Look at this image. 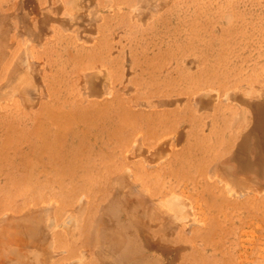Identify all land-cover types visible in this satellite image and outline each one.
<instances>
[{
	"label": "rangeland",
	"instance_id": "obj_1",
	"mask_svg": "<svg viewBox=\"0 0 264 264\" xmlns=\"http://www.w3.org/2000/svg\"><path fill=\"white\" fill-rule=\"evenodd\" d=\"M33 1L34 3L28 4V0H20V2L19 0L15 2L13 0H0V5L2 4L0 14L3 15V18H7V21L10 18V22L7 23L11 29L13 28L9 35V39L10 36L11 39L8 44L13 42L17 46L19 54L22 50V54L19 55L21 59L25 58V55L28 58L21 61L23 67L25 65L28 67L25 64V62L28 63V60L32 62L28 50L31 49V53L35 52L34 55L32 54L36 56L33 59L35 65L28 63L33 65V67L31 66L33 69H30L35 80L33 83L36 82L31 87L35 90L37 87L43 93L47 92L44 93V96H47L48 93L51 96V99L48 98L47 100L41 96L42 100L40 101V98L37 97L38 102L44 101V108L40 109L41 113L31 121L32 126L20 118L19 114H21V109L24 106L22 105L23 99L19 95L15 96V100L20 104V108L13 107L6 109L4 113H0V221L6 222L0 224L2 225L0 226V243L2 244L0 248H5L8 252L11 251L10 256L12 258L17 253H23L22 262H26L28 259H46L49 254V251L44 249L47 245V238L44 237L45 242L39 239L40 236L44 235V232L32 230L29 222L24 221L27 212L43 210L40 213V219L43 218L44 221H48V224L52 222L50 223L52 225L49 224L52 227L48 230V237L52 240V249H64L66 251L65 255L57 258L58 263L79 264L76 262L81 259L82 264H134L130 260L118 259L117 255L109 249L107 243L99 238L101 232L97 229V223L88 220L93 209L87 211L86 214L75 213V215L77 214L74 216L75 219L72 218V211H66L73 198L84 197L85 200L96 202L98 187L89 184L90 182L93 183L95 170L89 168L101 161L98 156L100 147L95 144V139H87L89 135H82L74 144L73 139L69 142L64 140L65 130L70 125V121H67L66 118L70 116L69 113L72 110V106L68 105L67 101L70 103L72 101V91L77 88L79 83L76 79L79 80V75L85 71L101 72L99 68L93 67V65L95 61L107 58L110 76L122 84L124 90L121 93H123V98L128 101L136 96L139 97L140 93L138 94L137 91L142 87V90H146V84L150 81L154 84L161 82L164 87L171 86L174 91L187 87L186 80L199 81L204 75L205 77L208 76L211 84L213 83L210 91L215 94L214 101H218L212 102L214 110L203 112L198 107V109L195 108V111L202 118L208 117L207 120L211 126L207 130V135H209V139L212 137L210 139L212 140L211 144L217 143L218 140L223 141L229 137L225 135L224 138L226 127L235 128L245 125V123L249 124L252 119V115L247 111V106H243L239 101L240 98L250 95V98L253 96L252 102H255L256 99L264 101V0H164L165 2L163 0H147L146 3L143 2L146 0H140V2L136 0H98L99 2L97 0H80L78 2L77 0L79 6L83 4L80 7L81 9L84 8V11L80 10L78 5H74L73 1L76 0H59L58 3V0ZM52 1L56 4L53 5ZM103 1L106 2L103 3ZM142 2L144 4L141 5ZM44 3L47 4L48 8ZM36 4L42 10L38 11L39 7H35ZM74 6L79 8L75 10ZM62 9L65 11L63 17L64 11ZM33 12L34 17L31 16ZM66 14L72 16L67 17ZM17 16L19 19L23 17L20 19L21 22ZM15 17L17 18L15 19ZM33 19H37L38 23ZM28 23L30 29L26 32L29 28L26 25ZM19 30L26 34H19L21 33ZM78 31L80 35H77ZM16 41L17 44H15ZM43 45L44 47H42ZM26 66L24 69L27 68ZM142 67L147 68L146 73H150L155 78L149 80L146 73L143 75ZM40 69H42L41 73ZM248 79L251 80L250 83H248ZM257 80L259 83L255 82ZM143 83H145L144 86ZM245 83L250 84V88L245 86ZM139 84L140 87H138ZM83 85L86 84L83 82L80 87L82 88ZM232 85L233 87H231ZM157 87L159 85L148 90L147 93L155 94L158 91L155 89ZM29 89V94L33 93L32 97H35L34 94L37 92L36 96L41 94L38 90L36 92L32 88ZM83 90L86 88L83 87ZM198 91L194 95L202 98L203 91L201 89ZM253 91L254 93H252ZM11 93V91L8 92L9 95ZM256 95L258 98L255 97ZM169 96L167 98L176 99L177 105L169 108L163 107L161 110H177L184 114V110L188 107L193 108V106H187L184 109L187 96L180 94ZM10 97L7 98L8 100H4L6 102L0 99V104L10 102ZM103 97L90 96L91 99L97 100H103ZM180 102L183 105L178 106ZM37 107L39 109L41 105ZM235 112H238L237 115ZM232 113L234 115L230 117ZM106 115L110 117L113 116V113L108 112ZM106 115L101 114L99 117H95L92 125H103V118ZM61 118H65L63 120L66 121L59 123ZM178 129L182 131L183 128L180 129L179 127ZM184 129L185 141L179 146H175L177 150L179 148V151L186 149L187 136L191 130L189 128ZM56 134L58 138L54 141L46 140V138H51ZM24 141L43 145L45 150L32 148L34 144L30 148L25 145ZM67 145L68 150L66 152L56 155L59 149ZM108 150L110 152L115 151L114 144H110ZM105 156L106 154L103 157L108 163V158ZM96 164L95 166H97ZM72 170H75L76 173L72 174L71 177L80 179L70 183L65 179L73 173ZM58 180L65 181V185L70 183L69 189L59 190V185L55 182ZM45 185H54L55 190L47 192L48 188ZM227 185L223 183L225 189L228 187ZM35 186L36 190L33 191ZM41 186H45L42 187V194H37V189ZM259 186L262 190L264 203V175ZM117 210H106L102 214L101 211L100 214L110 217L119 226H128L133 230L134 224L126 222L127 218L123 214L124 212L121 213ZM169 215L166 218L170 219L172 216L177 218L174 213L170 215L171 217ZM76 219L77 224L74 222ZM171 219L173 220V218ZM171 219L170 221H172ZM178 219L175 221L177 224L181 221ZM198 222V225L201 223V226H197L196 234L205 231L204 235L210 239L211 236L217 240L221 238L216 236L221 233L217 230L218 227L209 225L212 228L205 229L204 223L200 220ZM78 228L80 229L78 230ZM231 228L226 226L224 229L229 232ZM123 230L129 232L127 228ZM238 235L240 234L238 233ZM188 236L192 244L200 237L193 238L191 232ZM246 238L248 239L246 244L249 246H253L257 241V238L252 234H248ZM166 241L164 239V242ZM197 242L199 243L197 246L203 248L200 244L202 240L199 239ZM229 244L230 242L227 241V245ZM138 245L140 248L143 247L141 239ZM25 247L29 248L31 252L27 251ZM192 248L195 249L193 252L196 255L195 246ZM187 258L180 263L186 264Z\"/></svg>",
	"mask_w": 264,
	"mask_h": 264
},
{
	"label": "bare ground",
	"instance_id": "obj_2",
	"mask_svg": "<svg viewBox=\"0 0 264 264\" xmlns=\"http://www.w3.org/2000/svg\"><path fill=\"white\" fill-rule=\"evenodd\" d=\"M13 1L15 2L16 0ZM43 1L45 2L46 0ZM136 1L140 2V0ZM52 2L53 5L56 4V2ZM75 2L77 0L73 1L74 5L79 4ZM143 2L146 3L147 0ZM143 2L141 5L144 4ZM29 3L32 4L34 1L28 0ZM18 6L21 7L20 5ZM45 6L47 7V4ZM79 7H75V10ZM83 9L80 7V10ZM39 10L42 9L39 7ZM59 12L61 11L59 10ZM112 12L114 13V11ZM64 13L65 11L62 17L65 15ZM35 14L37 13L35 12ZM33 15L34 12L31 16ZM2 16L0 14V99L6 102L4 100H8L7 98L13 95L10 97V102L7 101L8 103L0 104V113H4L6 109L13 107L20 108V104L15 100V96L19 95L23 99L22 105L24 106L21 109V114H19L20 118L31 125V121L41 113L40 109L44 108V101L40 103L38 98H40L39 101L42 100L41 96H44V93L46 94L47 92L43 93L36 87L41 93L36 96L37 90L31 87L36 82L33 83L34 77L30 69L35 65L33 63V59L36 57L33 56L35 52L31 53V49H29L30 52L28 50L30 54L26 52L32 58V62L28 60V63H33V65L25 62L28 67L25 66L29 69H24L25 66H22L23 63L21 64V61L26 58V55L25 58L21 59L19 55L22 54V50L19 54L17 46L13 42L8 44L11 39V36L9 39V35L13 28L11 29V26L7 23L10 22V18L7 21V18ZM17 17L15 19H19V16ZM56 18L59 17L56 16ZM20 19H23V17H20ZM20 19L19 22H21ZM36 23L38 22L36 21ZM26 25L29 27V23ZM33 25H35L34 22ZM29 29L30 27L27 28L26 32ZM94 29L96 30V28ZM19 31H21L19 34H26H23L22 30ZM31 31L34 30L31 29ZM78 33L77 35H80ZM17 41L15 44H17ZM8 47L10 51H8ZM107 63V58L97 60L93 67L99 68L101 72L85 71L80 74L79 80L76 79L79 81L78 86L72 91V101L71 103L67 101L68 105L72 106V110H70V116L66 118L67 121H70V125L65 130L64 140L69 142V140L73 139L72 142L74 144L82 135H89L87 139H95V144L100 147L98 156L101 161L97 162V164L95 163L97 166L94 164L89 168L90 170H95L93 183L90 182L89 184L98 187L96 202L94 200L93 202L85 200L84 197L73 198L68 204L66 211H72L71 214L73 216H71L74 218L77 215L75 213L86 214L87 211L93 209L89 214L88 220L97 223V229L101 232V237L99 238L103 239L109 249L122 261L130 260L134 264H181L180 261L188 257L186 264H264V203L262 201V190L259 186L264 175V101L256 99L255 102H252L253 96L251 93H249L252 96L251 98L249 97L250 95L240 98L239 101L243 106H247V111L252 115L251 121L249 124L245 123V125L235 128L226 127L224 138L225 135L229 137L223 141L218 140L217 143L212 145V140H210L212 137L209 139V135H207V130L211 126L208 123V117L202 118L195 111L198 107L203 112L213 109L212 102L215 99V94L210 91L213 83L211 84L208 76L205 77L204 75L202 80L199 81L186 80L187 87L174 91L171 86L164 87L161 82L154 84L150 81L146 84V90H142V87V89L137 91L142 96L141 98L136 96L134 97L136 99L132 98L126 101L123 98V93H121L124 87L110 76V68ZM34 68L36 67L34 66ZM41 70L40 73L42 72ZM146 70L147 68H141L143 75L147 72ZM146 75H148L149 80L155 78L150 73H146ZM45 76L47 75L45 74ZM249 81L251 80L248 79V83H250ZM83 82L86 85L81 88L80 85ZM246 83L245 86L250 85ZM156 85H159V87L155 88L158 90L155 94L147 93L148 90L153 89ZM140 86L139 84L138 87ZM83 87L86 90H83ZM243 87L241 86V88ZM29 88L37 92L34 94L36 98L31 96L32 92L29 94ZM200 89L203 91L202 98L194 95ZM10 91L12 92L11 95H9L10 93L8 94ZM173 94L187 96L184 109L187 106H193V108L188 107V109L184 110V114L179 113L177 110H161L163 107L169 108L177 105L176 99L167 98ZM258 95L255 97L258 98ZM90 96H104V99H91ZM43 98L47 100L48 98L51 99V96L48 93ZM225 98L227 99V97ZM225 98L221 99L226 100ZM226 102L228 103V101ZM181 104L182 102L178 106ZM39 105H41V108L37 109ZM115 107L118 108L115 109ZM108 112L113 113V116L109 117L106 115ZM101 114L106 115L103 118L104 123L101 125L103 127L97 125L98 128H96L97 126L92 125V122L95 117H99ZM233 115L234 113L230 117ZM63 119L65 118H61L59 123L66 121ZM233 122L235 121L233 120ZM179 127L180 129H191L187 136V147L182 151H179V148L177 150L175 147L185 141L186 137L185 129L180 131ZM57 138L58 135L56 134L51 138H46V140L51 142ZM24 143L30 148L34 144L32 141L30 143L24 141ZM110 144H114L115 151L110 152L108 150ZM32 148L45 150L43 145H37L36 143ZM67 150L68 145L59 149L56 155H61L62 152ZM104 154L108 158V163L103 157ZM72 172L69 177L76 173L75 170H72ZM69 177L65 181L68 180L70 183L77 182L80 179L78 177L68 179ZM65 181H55L59 185V190L65 191L69 189L70 183L65 185ZM223 183L228 184L226 189ZM36 185L38 186V184ZM45 186L48 188L47 192L55 190L54 185ZM45 186L39 187L37 194H42V187ZM35 190L36 186L33 188V191ZM117 209L121 213L124 212L123 214L127 218L126 222L134 224L135 228L133 230L126 225V227L119 226L117 222L106 215L101 216L106 210L114 211ZM42 212L43 210H31L26 213L24 221L29 222L32 230L44 232V235L40 236L39 239L45 242L44 237L47 238V245L44 249L49 251L48 257L46 256V259L41 258L40 260L28 259L26 262H22L23 253H17L12 258L10 256L12 254L11 251L8 252L5 248L1 249V247L0 264H63L62 262L58 263L56 260L58 257L65 255L66 251L64 249H52V240L48 237V230L52 227L50 226L52 222L49 225L48 221H44L43 218L40 219V213ZM169 213L172 215L174 213L177 218L171 217ZM167 215L175 220L173 221L170 218L172 220L170 221V219L166 218ZM176 219L178 221L181 220L180 223L177 224L175 222L177 221ZM199 220L204 223L205 229H211L212 227L209 225L218 227L217 230L221 233L216 236L221 238L217 240L211 236L210 239V237L204 235L205 231L201 234H196L197 226L201 224L198 225ZM3 221L1 220L0 224ZM74 222L76 223L77 219ZM226 226L232 227L229 232L224 229ZM125 228L129 229V232L124 231L123 229ZM189 232H191L193 238L200 236L193 244L188 236ZM248 234H252L257 238L253 246L246 244L248 240L246 236ZM140 239L143 242L142 248L138 245ZM164 239L167 241L164 242ZM199 239L202 240L200 244L203 248L197 246L199 244L197 240ZM227 241L230 242L229 245H227ZM0 245L2 244L0 243ZM129 245H131V247H128L130 249L127 248ZM193 246L196 248V255H194L193 251L195 249L192 248ZM25 249L31 252L29 248L25 247ZM80 260L76 263L82 264Z\"/></svg>",
	"mask_w": 264,
	"mask_h": 264
}]
</instances>
